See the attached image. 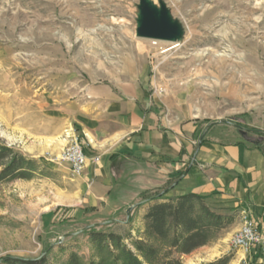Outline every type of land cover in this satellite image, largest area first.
I'll use <instances>...</instances> for the list:
<instances>
[{"label":"rangeland","instance_id":"obj_1","mask_svg":"<svg viewBox=\"0 0 264 264\" xmlns=\"http://www.w3.org/2000/svg\"><path fill=\"white\" fill-rule=\"evenodd\" d=\"M139 1L0 0V144L45 170L0 180V264L45 251V264H69L74 253L97 261L92 230L122 234L134 251L143 238L137 204L133 221H110V208L91 204L87 182L61 157L72 130L82 135L76 100L92 84L146 78L150 94L177 95L186 107H163L166 120L197 119L264 150V0H162L184 27L174 43L136 35ZM205 202L233 220L209 244L174 255L185 264L226 255L229 264H264V248L232 245L242 204L221 195Z\"/></svg>","mask_w":264,"mask_h":264},{"label":"crops","instance_id":"obj_2","mask_svg":"<svg viewBox=\"0 0 264 264\" xmlns=\"http://www.w3.org/2000/svg\"><path fill=\"white\" fill-rule=\"evenodd\" d=\"M113 79L92 84L89 97L76 100L77 128L90 157L81 177L89 186L91 204L110 208V221L125 223L134 220L128 210L144 195H221L242 204L256 222L264 224L261 147L242 134H228L197 119L166 120L163 107L186 109L181 97L167 93L157 98L140 76ZM153 202L137 209L134 224L140 231Z\"/></svg>","mask_w":264,"mask_h":264},{"label":"trees","instance_id":"obj_3","mask_svg":"<svg viewBox=\"0 0 264 264\" xmlns=\"http://www.w3.org/2000/svg\"><path fill=\"white\" fill-rule=\"evenodd\" d=\"M238 128L242 127L236 123ZM83 142V136L79 135ZM259 147L260 143H256ZM0 180L30 179L37 173H45L40 160L28 157L14 148L0 144ZM164 193L144 195L137 203L140 207L150 201L140 235L132 244L136 251L127 246L122 234L92 230L90 238L99 260H85L74 253L69 264H185L174 254H189L218 238L221 230L231 222L227 216L212 210L205 200L210 197L194 192L164 198ZM145 236V237H144ZM48 252L36 258L6 256L8 264H45ZM230 255L201 264H229Z\"/></svg>","mask_w":264,"mask_h":264},{"label":"built area","instance_id":"obj_4","mask_svg":"<svg viewBox=\"0 0 264 264\" xmlns=\"http://www.w3.org/2000/svg\"><path fill=\"white\" fill-rule=\"evenodd\" d=\"M68 142L62 152V159L65 160L74 175L81 176L90 159L85 145L79 138L76 130H72L68 137ZM95 161L99 160V156L94 157ZM243 224L232 237V245L243 248L246 251L254 247L264 248V224L256 222L247 210L242 211Z\"/></svg>","mask_w":264,"mask_h":264},{"label":"water","instance_id":"obj_5","mask_svg":"<svg viewBox=\"0 0 264 264\" xmlns=\"http://www.w3.org/2000/svg\"><path fill=\"white\" fill-rule=\"evenodd\" d=\"M136 35L168 43L178 42L184 35V27L173 17L170 8L161 0H140L138 4ZM243 132L242 130H240ZM131 210V207L128 211Z\"/></svg>","mask_w":264,"mask_h":264},{"label":"bare ground","instance_id":"obj_6","mask_svg":"<svg viewBox=\"0 0 264 264\" xmlns=\"http://www.w3.org/2000/svg\"><path fill=\"white\" fill-rule=\"evenodd\" d=\"M178 42H180V41H178Z\"/></svg>","mask_w":264,"mask_h":264}]
</instances>
